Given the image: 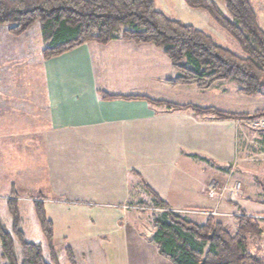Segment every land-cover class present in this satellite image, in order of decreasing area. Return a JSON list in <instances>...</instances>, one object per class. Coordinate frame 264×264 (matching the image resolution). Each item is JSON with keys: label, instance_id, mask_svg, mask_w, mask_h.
<instances>
[{"label": "crops", "instance_id": "crops-1", "mask_svg": "<svg viewBox=\"0 0 264 264\" xmlns=\"http://www.w3.org/2000/svg\"><path fill=\"white\" fill-rule=\"evenodd\" d=\"M40 63L47 117L33 130L41 135V189L47 201L104 208L114 216L98 219L119 231L111 238V248L97 242L106 257L112 249L120 251L115 252L122 264H173L150 241L151 218L139 205L149 202V190L174 210L203 215L200 222L207 217L204 211L211 210L223 213L213 216L225 225L235 221L225 214L257 217L263 230L257 241L264 247V200H256L260 208L242 200L244 184L236 176L239 138L248 141L254 132L262 142L264 129L255 130L239 119L168 111L150 102L225 109L192 85H167L165 80L174 75L170 62L151 43L85 42ZM227 89L222 87V95ZM102 93L118 97L104 99ZM4 129L5 139L19 144L14 154L21 155L22 124ZM235 181L240 194L222 200L209 196L211 182L222 186ZM82 247L90 255L89 244Z\"/></svg>", "mask_w": 264, "mask_h": 264}, {"label": "trees", "instance_id": "trees-1", "mask_svg": "<svg viewBox=\"0 0 264 264\" xmlns=\"http://www.w3.org/2000/svg\"><path fill=\"white\" fill-rule=\"evenodd\" d=\"M186 2L207 11L237 43L240 53L218 44L204 31L167 16L155 7V0H0V27L5 25L10 34L22 35L39 24L43 59L91 41L151 43L170 62L174 75L165 80L167 85H193L204 91L232 81L241 95L259 92L264 87V29L251 0H222L223 9L214 0ZM102 97L118 96L102 93ZM149 100L168 111L189 110L218 120L264 116V109L239 113L215 106ZM149 191V202L139 205L160 210L150 215L154 230L150 241L173 264H264V256L248 249L249 239L258 240L263 232L257 217L233 212L236 229L232 231L207 211L203 222L194 221L189 212L170 208ZM3 199L11 216L10 225L6 224L0 211L3 264H59L52 246V222L45 216L42 200L37 197L33 209L48 244V254L41 243L26 239L20 225L18 197L9 195ZM64 251L69 264H76L72 247Z\"/></svg>", "mask_w": 264, "mask_h": 264}, {"label": "rangeland", "instance_id": "rangeland-1", "mask_svg": "<svg viewBox=\"0 0 264 264\" xmlns=\"http://www.w3.org/2000/svg\"><path fill=\"white\" fill-rule=\"evenodd\" d=\"M214 1L223 9L222 0ZM251 3L264 29V0H251ZM155 7L171 18L204 31L218 44L240 53L237 43L204 9L191 7L186 0H155ZM43 45L39 24H35L22 35L10 34L5 25L0 27V124L6 128L13 124H22L24 128L21 133L22 144L18 148L21 149L22 154L18 155L14 154V149L19 147V144L6 140L4 126L0 127L1 215L4 222L9 224L11 216L3 198L9 195L17 196L21 214L20 225L26 239L41 243L44 253L48 254V244L33 209L35 204L33 201L39 197L42 200L46 218L52 222V246L59 264H69L64 251L67 246L72 247L76 264H122L121 256H116V252L120 254V251L114 249L115 252L109 249L111 256L106 257L102 246L99 247L97 244L100 242L105 248H111V238L119 231L108 221L102 223L98 219L114 218V216L109 215L104 208L78 207L44 200L47 193L41 189V186L45 184L41 135L33 130L45 124L47 117L46 105L43 103L45 88L40 63L43 59L40 54ZM224 82L212 87L209 91L198 92L208 94L207 98L213 105H225L224 110L240 109V111H246L245 113H253L255 110L264 108V87L256 94L246 96L237 93V85L234 82ZM223 86L228 88V92L222 95ZM198 98L202 99V96ZM244 121L250 124L249 121ZM36 124L38 126L33 127ZM251 134L253 135L249 136L248 141L243 137L238 140L236 176L244 184L240 198L251 206L257 204L256 206L260 208V203L256 200H264V141L260 142L261 137L254 132ZM238 194L240 192L232 196ZM229 196L231 195L225 193L220 199ZM146 210L150 213L147 212L144 215H149V218L152 211L160 212L159 208ZM219 214L223 213L219 212ZM225 215L232 217V213ZM189 217L197 222L204 218L203 215L198 214H190ZM149 222L151 223V219ZM226 225L232 231L236 229V221ZM83 238L86 239L83 240ZM82 244H89L90 255L82 249ZM262 245L263 242L250 238L248 249L254 254L262 255L264 253ZM0 264H3L1 257Z\"/></svg>", "mask_w": 264, "mask_h": 264}, {"label": "built area", "instance_id": "built-area-1", "mask_svg": "<svg viewBox=\"0 0 264 264\" xmlns=\"http://www.w3.org/2000/svg\"><path fill=\"white\" fill-rule=\"evenodd\" d=\"M249 121L250 126L255 129H264V116L250 118ZM241 185L239 182H234L230 185L225 183L224 185L220 186L217 182H211L208 186V194L211 197L222 198L224 194H230L231 196L240 192ZM207 214L216 215L219 212L215 210L207 211Z\"/></svg>", "mask_w": 264, "mask_h": 264}]
</instances>
